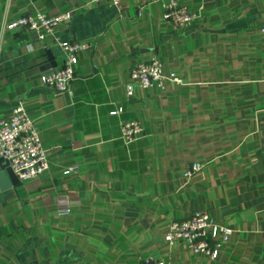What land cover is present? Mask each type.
I'll return each mask as SVG.
<instances>
[{
	"label": "crops",
	"instance_id": "crops-1",
	"mask_svg": "<svg viewBox=\"0 0 264 264\" xmlns=\"http://www.w3.org/2000/svg\"><path fill=\"white\" fill-rule=\"evenodd\" d=\"M87 1L0 0V121L21 105L50 165L1 177L0 264H264V0H181L196 16L186 30L162 19L166 0ZM37 13L71 18L42 39L2 28ZM69 42L88 48L55 93L39 77ZM151 55L180 84L129 99V72ZM130 120L143 136L124 146ZM195 211L230 231L214 260L164 239Z\"/></svg>",
	"mask_w": 264,
	"mask_h": 264
},
{
	"label": "built area",
	"instance_id": "built-area-1",
	"mask_svg": "<svg viewBox=\"0 0 264 264\" xmlns=\"http://www.w3.org/2000/svg\"><path fill=\"white\" fill-rule=\"evenodd\" d=\"M121 0H88L87 4L95 6L107 3L118 6ZM70 13L57 16H47L41 13L24 15L9 24H2V28L12 32H33L38 39L52 33L59 25L69 21ZM196 16L181 5V0H166L163 6L162 19L172 26L186 30L190 28ZM264 33V29L261 31ZM63 60L58 69L52 70L39 77L40 86L55 93L70 92V84L74 79L78 58L88 47L85 44L69 42L59 44ZM130 82L125 85L126 96L130 99L136 87L154 92L164 90V82L180 84L174 74L164 77L161 61L156 55L149 56L141 63L134 65L129 72ZM119 110L112 111L118 115ZM143 136V128L135 121H125L120 125V139L124 146ZM0 159L7 162L8 167L20 183L38 179L49 169L46 151L40 146L37 131L21 105L16 106L8 120L0 121ZM74 169H69L72 172ZM201 170L197 162L188 164L182 176L189 179ZM68 201L64 198V208L60 211L68 212ZM230 231L217 225L207 211H195L187 219L172 221L165 234V241L169 244L182 243L194 255L216 259L219 250L228 242ZM133 264H167L156 257L138 259Z\"/></svg>",
	"mask_w": 264,
	"mask_h": 264
},
{
	"label": "water",
	"instance_id": "water-1",
	"mask_svg": "<svg viewBox=\"0 0 264 264\" xmlns=\"http://www.w3.org/2000/svg\"><path fill=\"white\" fill-rule=\"evenodd\" d=\"M6 176L8 179L9 185H14L18 183V180L12 173L11 169L8 167L7 162L0 159V180L1 177Z\"/></svg>",
	"mask_w": 264,
	"mask_h": 264
}]
</instances>
